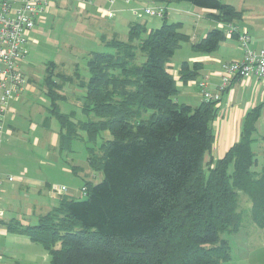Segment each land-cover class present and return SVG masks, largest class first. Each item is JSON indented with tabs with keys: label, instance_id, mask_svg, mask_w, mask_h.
Here are the masks:
<instances>
[{
	"label": "trees",
	"instance_id": "trees-1",
	"mask_svg": "<svg viewBox=\"0 0 264 264\" xmlns=\"http://www.w3.org/2000/svg\"><path fill=\"white\" fill-rule=\"evenodd\" d=\"M182 1L211 10L209 16L219 21L241 17L219 0ZM223 38L222 30L213 28L191 48L209 53ZM187 41L179 24L163 14L158 27L147 32L143 23L132 22L125 40H104L111 51L86 57L82 109L96 119L82 127L90 139L101 131L111 135L88 148L87 163L102 178L84 182L83 198L62 197L35 225L8 224L10 231L43 244L49 264H222L230 253L220 234L241 226V196L264 241V165L255 169L253 149L259 109L246 113L238 141L222 157L205 160L217 101L196 107L176 102L175 80L166 66ZM52 64L45 66L47 73ZM200 67L182 62L180 78H196ZM61 81L44 80L64 148L75 132L70 114L54 106V97H63L54 90Z\"/></svg>",
	"mask_w": 264,
	"mask_h": 264
},
{
	"label": "crops",
	"instance_id": "crops-1",
	"mask_svg": "<svg viewBox=\"0 0 264 264\" xmlns=\"http://www.w3.org/2000/svg\"><path fill=\"white\" fill-rule=\"evenodd\" d=\"M58 1L54 0L47 8L42 9L37 15L36 23L45 22L44 14L51 7H56L60 3ZM60 1H64L65 8L68 7V2L73 4L74 9H71L69 13L68 10H58L64 15L68 13V20L74 22L70 30L73 32L72 38L78 40L79 47H75V50L85 58L90 52L99 51L102 47H106L104 40H108L112 36H117L121 40L126 39L128 26L132 22L143 23L147 32L158 27L162 22V16H150L141 9L146 6H163L166 19L168 17L170 22L178 23L179 30L189 36V41L181 43L166 66L175 80L177 88L175 101L191 107H196L203 101L196 86L198 80L206 76L207 90L215 93L220 84L222 63L242 58L243 52L237 39L240 33H246L250 36V45L253 48L260 49L264 46V0H219L222 3L232 5L240 12L241 17L230 22L213 19L209 16L211 10L197 7L182 0H164L163 2L157 0ZM133 9H139L138 14H135ZM143 16L149 18L141 21L139 18ZM153 17H160L161 20ZM191 17H193L192 21ZM190 21L191 23H189ZM213 28L222 30L224 34V38L217 48L209 53L193 50L191 45L202 39ZM32 30L27 35V45H33L36 42V39L32 36ZM182 62L188 64L199 62L201 67L198 76L191 80H182L180 78ZM20 69L26 83L14 95L8 107L7 116L9 117L5 121V132L2 137L1 148L9 157L18 150L23 151V154H27L29 161L23 163L19 170L23 176L33 168L36 169V172H39L43 169V165H49L51 168L56 165L58 167L56 162L59 156L45 160V157L43 158L41 154L48 158L52 156L51 150L56 149L59 144V130L49 129V123L45 121L46 98L42 90H39L40 86L35 80L43 68L35 62H30L26 57L24 62L21 63ZM35 92H38L39 96L37 98L33 95ZM36 100L41 101L44 105L36 104ZM215 107L216 114L211 122L214 140L210 152L205 155V160H208L209 157L213 160L222 157L228 148L238 141L244 116L255 107L259 109V116L255 123L256 131L253 134L256 139L254 143L255 154H262L261 157L264 160V76H252L245 79L234 78L216 102ZM34 119L38 121L36 122ZM26 120L28 121L27 128L29 130H23L24 135H20L21 129L16 124H20L21 121L26 122ZM29 133L31 138H29ZM211 152H213V155ZM36 162H38V166L35 168ZM257 163L258 159L256 165ZM5 165L6 162L0 163V186L2 188L3 186L9 187L7 183L10 184L14 181H8L7 177L2 178L3 173L7 172L4 171ZM84 166L87 167L86 171L90 174L88 166L86 164ZM69 167L58 168L60 171L73 173L77 171L76 168H81L80 166H73L69 170ZM85 181L89 180H84L83 184ZM12 188L13 185L10 184V189ZM21 188L25 190V197H29L30 192L33 191L37 197L46 196L55 199L54 202L48 201L41 204L36 200L34 201L33 208L30 209L29 213L34 215L36 212L37 221L40 215L57 206L59 200L66 196L64 195L66 190L62 194H55L50 191V188L46 190L37 184H28ZM0 210L2 212L1 217L3 215L1 203ZM37 221L30 225H35ZM12 222L8 220L4 224L8 228V224Z\"/></svg>",
	"mask_w": 264,
	"mask_h": 264
},
{
	"label": "rangeland",
	"instance_id": "rangeland-1",
	"mask_svg": "<svg viewBox=\"0 0 264 264\" xmlns=\"http://www.w3.org/2000/svg\"><path fill=\"white\" fill-rule=\"evenodd\" d=\"M58 2L60 3L56 7H51L44 14L46 21L43 23L37 22L32 28L33 30L31 29L32 36L36 39V42L33 45H27L26 57L30 62H35L43 68L35 80L40 86L39 90H42L46 98L45 121L49 123V129L60 130V124L50 108L52 107V98L47 94L48 87L47 84L45 86V77L49 76L52 83H59L61 81L60 76L63 74L70 78L61 81L62 83L57 91L54 88L55 95L59 94L63 97H54L53 101L58 112L70 114L75 134L69 140L68 147L60 148L58 144L56 149L51 150L52 156L50 158L44 156V154H41V156L45 157V160L59 156L56 163H58V167L60 168L64 166H80L81 168H76L77 171L73 173L70 171H60L57 165L53 168L49 165H43V169L39 172H36V169L33 168L22 176L19 170L23 163L29 161V158L26 156L27 154H23V151L18 150V152H14L9 157L0 147V163L6 162L4 171H7L3 173L2 178H6L7 176L14 178V181L10 183L13 185L12 189H10L9 183H7L9 187L3 186L2 188L0 186V203L3 211V215L0 217V264H49V252L43 244L31 240L27 235H18L10 231L4 224L8 220L13 221L15 224H34L37 221L36 212L34 215L29 213L30 209L33 208L34 201L36 200L39 204L55 201V199L46 196L42 198L37 197L33 191L30 192L29 197H25V190L21 187L28 184H37L47 190L54 185H63L66 187L64 195L74 199L83 198V181L89 180L92 183H97L102 178V173L98 170H93L87 163L88 148L96 149L103 141L111 138L108 131H101L94 139H90L86 130L82 127V123L96 119L93 112H84L82 109L84 90L80 86V83L87 80L89 72L86 58L75 50V47H79L78 40L72 38L73 32L70 30L74 22L69 21L67 18L69 11L74 9L73 4L68 2V7L65 8L64 1L59 0ZM58 9L68 10V13L64 15ZM148 18V16H143L139 19L142 21V19ZM153 18L160 19V17ZM192 20L193 17H191ZM167 21L170 22L168 17ZM111 50V47L106 46L102 47L99 51ZM50 62L54 64L51 66L52 70H48L47 73L45 66ZM23 78V84H25L24 75ZM33 95L35 98L39 96L38 92H35ZM36 101V104L40 106L44 105L41 101ZM8 117L6 113L4 121ZM34 121L37 122L38 120L34 119ZM27 124V120L26 122L21 121L20 124H16L21 129L20 135H24L23 130H29ZM63 130H66V128ZM26 137L28 136L26 135ZM29 138H31V134ZM253 149L256 152L255 146H253ZM211 154L213 155V152ZM261 156L262 154H256L258 163L255 165V169H258V166L264 163ZM85 164L88 166L90 174L87 173ZM37 166L38 162H36L35 168ZM70 167L69 170L72 169ZM239 204L243 208L244 217L241 226L236 231H223L220 234L221 238L228 241L230 253V258L223 261L222 264H264L262 230L249 217L250 203L246 196H241Z\"/></svg>",
	"mask_w": 264,
	"mask_h": 264
},
{
	"label": "built area",
	"instance_id": "built-area-1",
	"mask_svg": "<svg viewBox=\"0 0 264 264\" xmlns=\"http://www.w3.org/2000/svg\"><path fill=\"white\" fill-rule=\"evenodd\" d=\"M54 0H0V147L5 130V115L15 94L22 88L24 78L20 69L27 53V35L34 27L38 13ZM112 2L113 0H109ZM148 15L163 16V6L144 7ZM139 9H133L138 14ZM238 43L243 52L239 60L223 62L220 84L215 93L207 90V77H202L196 86L204 101H218L234 78L264 76V46L255 49L250 45V36L238 35ZM8 181L14 180L7 176ZM66 187L54 185L50 191L62 194ZM83 193L85 189L82 187ZM2 214L0 210V215Z\"/></svg>",
	"mask_w": 264,
	"mask_h": 264
}]
</instances>
